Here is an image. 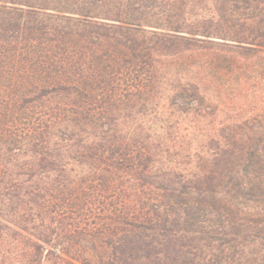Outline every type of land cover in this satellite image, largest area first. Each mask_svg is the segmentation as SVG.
Listing matches in <instances>:
<instances>
[{
    "label": "trees",
    "instance_id": "trees-1",
    "mask_svg": "<svg viewBox=\"0 0 264 264\" xmlns=\"http://www.w3.org/2000/svg\"><path fill=\"white\" fill-rule=\"evenodd\" d=\"M0 264H264V0H0Z\"/></svg>",
    "mask_w": 264,
    "mask_h": 264
}]
</instances>
